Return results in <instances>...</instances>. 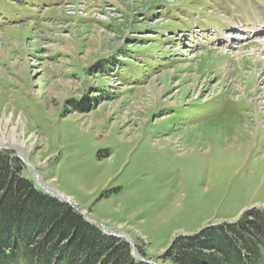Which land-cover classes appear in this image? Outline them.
Here are the masks:
<instances>
[{
	"label": "rangeland",
	"instance_id": "1",
	"mask_svg": "<svg viewBox=\"0 0 264 264\" xmlns=\"http://www.w3.org/2000/svg\"><path fill=\"white\" fill-rule=\"evenodd\" d=\"M16 11L0 20V138L19 136L0 150L37 188L144 263L170 264L160 256L177 236L264 211V54L255 68L245 57L264 48V0Z\"/></svg>",
	"mask_w": 264,
	"mask_h": 264
},
{
	"label": "trees",
	"instance_id": "2",
	"mask_svg": "<svg viewBox=\"0 0 264 264\" xmlns=\"http://www.w3.org/2000/svg\"><path fill=\"white\" fill-rule=\"evenodd\" d=\"M0 0V20L39 2ZM16 19V18H14ZM17 157L0 150V264H154L139 262L128 242L106 235L70 204L37 188ZM170 264H264V211L172 239L160 256Z\"/></svg>",
	"mask_w": 264,
	"mask_h": 264
},
{
	"label": "bare ground",
	"instance_id": "3",
	"mask_svg": "<svg viewBox=\"0 0 264 264\" xmlns=\"http://www.w3.org/2000/svg\"><path fill=\"white\" fill-rule=\"evenodd\" d=\"M262 28H264V26L262 27ZM229 32H231V31H228V33ZM261 32H264V30L262 31H260V33ZM233 34H235V33H233ZM227 38V37H226ZM232 38H234V37H232ZM261 38H262V36H261ZM259 44V43H258ZM249 52H250V50H249ZM260 54H264V48L262 47V48H253L252 50H251V52L249 53V54H246L245 55V57L247 58V66L248 67H252V68H255V64H257L259 61H260V59H257L258 58V55H260ZM200 55H201V53H200ZM237 57V56H236ZM252 57V58H251ZM264 58V57H263ZM258 61V62H257ZM260 63V62H259ZM261 63H264V60L262 59V62ZM239 66V65H238ZM248 67L246 68V73L247 72H249L248 71ZM245 73V72H244ZM245 80H246V82H245V84H248L251 80H250V78H244ZM10 96V95H9ZM151 103V102H150ZM17 136H19L15 131H13L12 133H11V135H10V138H8V139H5V137H2V138H0V144L1 143H8L9 145H12L13 143H15L16 144V142L15 141H17L18 140V137ZM24 141V140H23ZM61 195V194H60ZM63 196V195H62ZM65 197V196H64ZM66 198V197H65Z\"/></svg>",
	"mask_w": 264,
	"mask_h": 264
},
{
	"label": "water",
	"instance_id": "4",
	"mask_svg": "<svg viewBox=\"0 0 264 264\" xmlns=\"http://www.w3.org/2000/svg\"><path fill=\"white\" fill-rule=\"evenodd\" d=\"M46 192H48V193H50L52 196H56L59 200H61V201H65L66 199H65V197L64 196H62V195H60V194H58L56 191H54V190H47L46 189Z\"/></svg>",
	"mask_w": 264,
	"mask_h": 264
}]
</instances>
